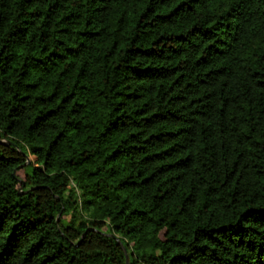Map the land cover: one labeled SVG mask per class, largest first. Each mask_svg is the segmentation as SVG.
Masks as SVG:
<instances>
[{
  "label": "trees",
  "instance_id": "obj_1",
  "mask_svg": "<svg viewBox=\"0 0 264 264\" xmlns=\"http://www.w3.org/2000/svg\"><path fill=\"white\" fill-rule=\"evenodd\" d=\"M0 264H264V0H0Z\"/></svg>",
  "mask_w": 264,
  "mask_h": 264
},
{
  "label": "rangeland",
  "instance_id": "obj_2",
  "mask_svg": "<svg viewBox=\"0 0 264 264\" xmlns=\"http://www.w3.org/2000/svg\"><path fill=\"white\" fill-rule=\"evenodd\" d=\"M29 160L30 161H33L34 160V157L33 156H29Z\"/></svg>",
  "mask_w": 264,
  "mask_h": 264
},
{
  "label": "water",
  "instance_id": "obj_3",
  "mask_svg": "<svg viewBox=\"0 0 264 264\" xmlns=\"http://www.w3.org/2000/svg\"><path fill=\"white\" fill-rule=\"evenodd\" d=\"M10 143V141H8V142H6V144H9ZM29 162V161H28ZM124 252H125V250H124ZM126 253V252H125ZM126 260H127V254H126Z\"/></svg>",
  "mask_w": 264,
  "mask_h": 264
}]
</instances>
